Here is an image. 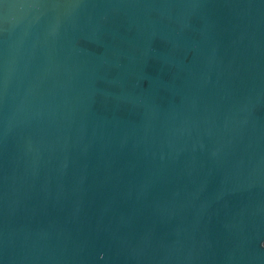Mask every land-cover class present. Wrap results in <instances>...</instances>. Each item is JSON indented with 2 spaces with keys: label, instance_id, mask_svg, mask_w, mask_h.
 <instances>
[{
  "label": "water",
  "instance_id": "1",
  "mask_svg": "<svg viewBox=\"0 0 264 264\" xmlns=\"http://www.w3.org/2000/svg\"><path fill=\"white\" fill-rule=\"evenodd\" d=\"M0 264H264V0H0Z\"/></svg>",
  "mask_w": 264,
  "mask_h": 264
}]
</instances>
